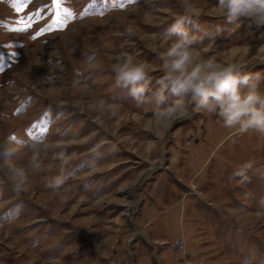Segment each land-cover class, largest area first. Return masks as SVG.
<instances>
[{
  "label": "rangeland",
  "instance_id": "1",
  "mask_svg": "<svg viewBox=\"0 0 264 264\" xmlns=\"http://www.w3.org/2000/svg\"><path fill=\"white\" fill-rule=\"evenodd\" d=\"M193 2L208 34L200 50L264 77V27L227 23L217 0ZM16 8L0 0V157L46 128L39 139L70 142L69 163L61 188L48 186L57 174L49 153L45 171L16 191L0 158V264H264V136L235 134L194 107L161 127L111 71L125 50L149 63L153 80L161 75L157 53L179 0H61L64 26L40 35L52 0ZM32 13V26L15 31ZM100 98L115 116L98 119L90 105ZM28 156L23 149L12 162ZM249 160L241 183L233 172Z\"/></svg>",
  "mask_w": 264,
  "mask_h": 264
},
{
  "label": "clouds",
  "instance_id": "2",
  "mask_svg": "<svg viewBox=\"0 0 264 264\" xmlns=\"http://www.w3.org/2000/svg\"><path fill=\"white\" fill-rule=\"evenodd\" d=\"M182 13L167 26L163 37L167 47L157 53L161 75L153 80L149 63L138 53L125 50L114 55L111 71L118 87L127 90L137 106H149L155 122L170 127L185 118L191 108L217 115L222 126L235 134L253 132L264 136V89L260 74L246 70V65L236 60H222L206 56L200 49L204 36L198 22L200 11L193 0H179ZM217 10L227 23L242 19L257 27H264V0H217ZM126 32L134 35L132 27ZM90 107L98 119L115 116L116 105L106 99L96 100ZM70 142L47 139L28 140L22 145H5L4 155L7 182L16 191L27 190L30 176L45 171L44 158L52 153L57 174L48 186L61 188L67 181L69 158L66 152ZM23 149L29 153L27 163L18 164L13 158ZM254 162L249 160L237 166L233 176L241 183L250 182L249 173ZM264 179V170H256ZM0 180V184L4 183ZM264 208V197L258 201Z\"/></svg>",
  "mask_w": 264,
  "mask_h": 264
},
{
  "label": "snow or ice",
  "instance_id": "3",
  "mask_svg": "<svg viewBox=\"0 0 264 264\" xmlns=\"http://www.w3.org/2000/svg\"><path fill=\"white\" fill-rule=\"evenodd\" d=\"M132 2V0H130ZM17 3V8L16 11L17 13H22L24 12L25 8L29 3H31V0H16ZM52 5L56 9L55 16L53 18V21L51 24L47 25L45 28L40 29V32H38L36 35H40L41 33L51 30L53 28L60 27L62 28L65 24V21L61 19V11L63 12H68V9L64 8L61 9V0H52ZM36 15L35 13L29 14L27 17H20L17 21L16 24L18 27L14 28L15 31H27L31 26H32V16ZM2 58V57H0ZM36 126L33 125V129H35ZM31 131V130H30ZM38 132H42L43 134H46L47 129H37L36 131H33L32 134L35 138L39 139Z\"/></svg>",
  "mask_w": 264,
  "mask_h": 264
},
{
  "label": "built area",
  "instance_id": "4",
  "mask_svg": "<svg viewBox=\"0 0 264 264\" xmlns=\"http://www.w3.org/2000/svg\"><path fill=\"white\" fill-rule=\"evenodd\" d=\"M177 243H179V241H177ZM179 245H181V243H179Z\"/></svg>",
  "mask_w": 264,
  "mask_h": 264
}]
</instances>
